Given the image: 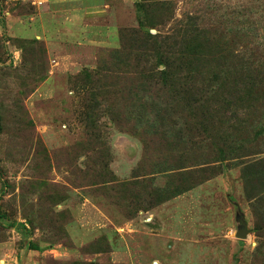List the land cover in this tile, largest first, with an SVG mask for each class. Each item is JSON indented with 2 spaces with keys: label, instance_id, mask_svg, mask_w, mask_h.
Segmentation results:
<instances>
[{
  "label": "rangeland",
  "instance_id": "374dc122",
  "mask_svg": "<svg viewBox=\"0 0 264 264\" xmlns=\"http://www.w3.org/2000/svg\"><path fill=\"white\" fill-rule=\"evenodd\" d=\"M106 1L123 41L82 56L0 16V264H264V107L220 112L212 143L133 66L192 24L264 65V0Z\"/></svg>",
  "mask_w": 264,
  "mask_h": 264
},
{
  "label": "trees",
  "instance_id": "16d2710c",
  "mask_svg": "<svg viewBox=\"0 0 264 264\" xmlns=\"http://www.w3.org/2000/svg\"><path fill=\"white\" fill-rule=\"evenodd\" d=\"M121 31L118 30L119 46L123 41ZM135 32L131 30V34ZM205 35L195 24L188 25L178 37L174 36L170 44L168 37L146 35L133 43L139 53L133 66H138L134 75L139 91L167 93L171 110L173 106L178 107L179 111L194 116L197 125L207 128L206 133H213L210 139L214 143L217 138L224 140L222 133L226 134L216 127L222 124L220 112L235 115L253 111L257 106L264 107V65L261 62L253 65L254 59L244 61L228 46L214 53L206 51L209 41ZM159 66L163 69L158 70ZM222 143L223 147L234 148L230 146L234 144L231 139ZM220 152L222 155L223 151ZM244 156L247 155L241 157ZM179 187L176 191L184 188L181 184Z\"/></svg>",
  "mask_w": 264,
  "mask_h": 264
},
{
  "label": "crops",
  "instance_id": "0c3cea01",
  "mask_svg": "<svg viewBox=\"0 0 264 264\" xmlns=\"http://www.w3.org/2000/svg\"><path fill=\"white\" fill-rule=\"evenodd\" d=\"M0 3L9 6L0 16L7 32L14 37L25 38L21 35L28 34L60 48L64 55L82 56L98 48L119 46L118 26L106 0H0ZM11 7L14 11H10ZM24 7L28 12H23Z\"/></svg>",
  "mask_w": 264,
  "mask_h": 264
},
{
  "label": "water",
  "instance_id": "95a60500",
  "mask_svg": "<svg viewBox=\"0 0 264 264\" xmlns=\"http://www.w3.org/2000/svg\"><path fill=\"white\" fill-rule=\"evenodd\" d=\"M239 230L236 232V237L239 238V239H244L246 238V235H247V229H246V223L245 221L243 220V217L241 215L240 219H239Z\"/></svg>",
  "mask_w": 264,
  "mask_h": 264
}]
</instances>
